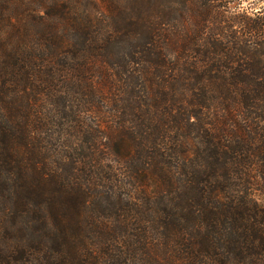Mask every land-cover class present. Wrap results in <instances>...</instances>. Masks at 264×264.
Returning <instances> with one entry per match:
<instances>
[{
    "label": "trees",
    "instance_id": "trees-1",
    "mask_svg": "<svg viewBox=\"0 0 264 264\" xmlns=\"http://www.w3.org/2000/svg\"><path fill=\"white\" fill-rule=\"evenodd\" d=\"M0 0V264H264V6Z\"/></svg>",
    "mask_w": 264,
    "mask_h": 264
},
{
    "label": "rangeland",
    "instance_id": "rangeland-1",
    "mask_svg": "<svg viewBox=\"0 0 264 264\" xmlns=\"http://www.w3.org/2000/svg\"><path fill=\"white\" fill-rule=\"evenodd\" d=\"M243 6L257 8L260 6H264V0H246V1H243Z\"/></svg>",
    "mask_w": 264,
    "mask_h": 264
}]
</instances>
